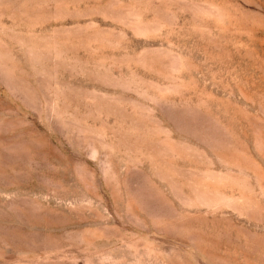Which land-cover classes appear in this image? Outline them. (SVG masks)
<instances>
[{
    "label": "rangeland",
    "instance_id": "obj_1",
    "mask_svg": "<svg viewBox=\"0 0 264 264\" xmlns=\"http://www.w3.org/2000/svg\"><path fill=\"white\" fill-rule=\"evenodd\" d=\"M0 264H264V0H0Z\"/></svg>",
    "mask_w": 264,
    "mask_h": 264
}]
</instances>
